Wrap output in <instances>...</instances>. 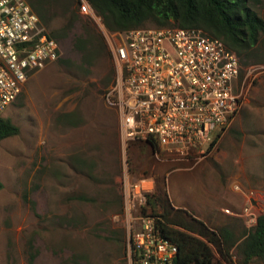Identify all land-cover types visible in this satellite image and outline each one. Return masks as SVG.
Wrapping results in <instances>:
<instances>
[{"label": "rangeland", "instance_id": "rangeland-1", "mask_svg": "<svg viewBox=\"0 0 264 264\" xmlns=\"http://www.w3.org/2000/svg\"><path fill=\"white\" fill-rule=\"evenodd\" d=\"M257 11L264 18V0ZM55 14L49 33L67 22L62 10ZM80 14L103 36L106 52L83 62L74 45L78 23L58 41L59 59L34 72L0 114L20 128L0 141V264H29L32 254L34 264H130L124 194L126 183L142 176L156 178V195L213 227L231 225L237 235L249 229L224 210L243 209L240 186L255 192L253 204L264 212V63L242 67L241 110L206 156L156 154L144 142L124 144L109 97L118 83L112 33ZM215 256L214 264H229ZM231 257L239 264L235 249Z\"/></svg>", "mask_w": 264, "mask_h": 264}, {"label": "built area", "instance_id": "built-area-1", "mask_svg": "<svg viewBox=\"0 0 264 264\" xmlns=\"http://www.w3.org/2000/svg\"><path fill=\"white\" fill-rule=\"evenodd\" d=\"M80 9L103 26L87 0ZM108 40L118 69L109 97L120 111L124 144L150 139L160 148L156 154L206 156L243 105L239 56L201 29L139 28L112 33ZM59 57V42L27 0H0V114L34 72ZM156 187L153 176L126 183L122 216L130 264H174L176 259L178 249L161 229L164 221L148 211ZM236 189L246 196L245 206L224 212L242 217L252 229L261 215L253 204L258 199L253 191Z\"/></svg>", "mask_w": 264, "mask_h": 264}, {"label": "trees", "instance_id": "trees-1", "mask_svg": "<svg viewBox=\"0 0 264 264\" xmlns=\"http://www.w3.org/2000/svg\"><path fill=\"white\" fill-rule=\"evenodd\" d=\"M42 24L50 28L57 18L56 9L63 11L67 22L60 31L50 33L57 41L70 34L78 25L74 45L85 64L107 45L92 23L80 14V0H27ZM111 33L155 26L157 28L201 29L206 35L221 39L240 58L241 66L264 63V18L257 11L260 0H87ZM22 94V93H21ZM20 134L11 119L0 117V141ZM220 136L211 144L213 149ZM154 152H160L153 140L145 142ZM1 187V185H0ZM148 207L164 221V236L174 243L178 253L174 264H214L218 252L232 264L235 249L239 264L264 261V212L252 229L237 235L231 225L213 227L184 209H176L167 194L149 198ZM162 214H158V208ZM177 226L178 228H175ZM31 255L29 264H34Z\"/></svg>", "mask_w": 264, "mask_h": 264}, {"label": "crops", "instance_id": "crops-1", "mask_svg": "<svg viewBox=\"0 0 264 264\" xmlns=\"http://www.w3.org/2000/svg\"><path fill=\"white\" fill-rule=\"evenodd\" d=\"M169 199H170V197H169ZM170 201H171V199H170ZM171 203H172V201H171ZM172 206L175 207L176 209L178 208V207H176L173 203H172Z\"/></svg>", "mask_w": 264, "mask_h": 264}]
</instances>
